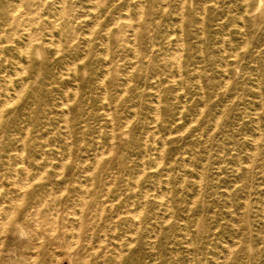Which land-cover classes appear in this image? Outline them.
I'll list each match as a JSON object with an SVG mask.
<instances>
[{
    "label": "rangeland",
    "instance_id": "1",
    "mask_svg": "<svg viewBox=\"0 0 264 264\" xmlns=\"http://www.w3.org/2000/svg\"><path fill=\"white\" fill-rule=\"evenodd\" d=\"M0 108V264H264V0H0Z\"/></svg>",
    "mask_w": 264,
    "mask_h": 264
},
{
    "label": "bare ground",
    "instance_id": "2",
    "mask_svg": "<svg viewBox=\"0 0 264 264\" xmlns=\"http://www.w3.org/2000/svg\"><path fill=\"white\" fill-rule=\"evenodd\" d=\"M16 10H17V9H16ZM17 11H18V10H17ZM181 12H182V11H181ZM140 15H141V14H140ZM134 35H135V34H134ZM29 42H30V41H29ZM30 43H31V42H30ZM31 45H32V44H31ZM153 49H154V48H153ZM175 55H177V54H175ZM174 59H175V58H174ZM74 65H75V64H74ZM104 78H105V77H104ZM125 90H126V88H125ZM157 101H158V100H157ZM6 103H7V102H6ZM61 103H62V102H61ZM63 105H64V104H63ZM63 105H62V106H63ZM115 105H116V104H115ZM4 106H5V105H4ZM6 107H7V106H6ZM63 107H64V106H63ZM63 107H62V108H63ZM60 108H61V107H60ZM155 108H156V107H155ZM0 109H1V108H0ZM66 110H67V109H66ZM108 115H109V114H108ZM179 115H180V114H179ZM135 116H136V115H135ZM180 116H181V115H180ZM108 118H110V117H108ZM156 120H157V119H156ZM127 123H128V122H127ZM128 124H129V123H128ZM111 127H112V126H111ZM127 127H128V126H127ZM155 127H156V126H155ZM27 129H28V128H27ZM124 129H125V128H124ZM112 132H113V131H112ZM111 134H112V133H111ZM146 138H148V136H147ZM23 143H24V142H23ZM164 143H165V142H164ZM22 152H23V151H22ZM24 152H25V151H24ZM20 153H21V152H20ZM109 154H110V153H109ZM101 157H102V156H101ZM20 158H22V157H20ZM22 159H23V158H22ZM42 159H43V158H42ZM100 160H101V159H100ZM16 167H17V166H16ZM24 167H25V166H24ZM62 170H63V169H62ZM15 173H16V171H15ZM26 174H27V173H26ZM43 174H44V173H43ZM27 175H28V174H27ZM27 175H25V176H27ZM15 176H16V175H15ZM27 177H29V176H27ZM40 177H41V175H40ZM138 177H139V176H138ZM24 179H25V178H24ZM27 180H28V179H27ZM32 180H33V179H32ZM32 180H31V181H32ZM136 181H138V180H136ZM35 182H36V181H35ZM28 183H29V182H28ZM136 183H137V182H136ZM22 184H24V183H22ZM30 185H31V183H30ZM30 185L27 184L26 186L29 187ZM20 187H21V186H19V189H20ZM23 187H25V186H23ZM28 187H27V188H28ZM84 187H85V186H84ZM85 188H86V187H85ZM24 190H25V189H24ZM107 190H108V189H107ZM17 191H18V190H17ZM80 191H81V190H80ZM25 192H26V191H25ZM61 192H62V191H61ZM107 192H108V191H107ZM21 193H23V192L21 191ZM18 194H19V193H18ZM18 194H17V195H18ZM49 194H50V193H49ZM17 195H15V196L17 197ZM19 195H20V194H19ZM24 196H25V195H24ZM24 196H23V197H24ZM82 196H84V195H82ZM13 197H14V196H13ZM19 197H20V196H19ZM54 197H55V196H54ZM60 197H61V196H60ZM24 198H25V197H24ZM48 198H49V197H48ZM12 199H13V198H12ZM12 199H10V200L13 201ZM14 199H15V198H14ZM21 199H22V197L20 198V201H21ZM16 200H17V198H16ZM39 201H40V200H39ZM39 201H38V202H39ZM42 201H44V200H42ZM42 201H41V202H42ZM78 201H79V200H78ZM17 202H18V201H17ZM72 202H73V201H72ZM19 203H20V202H19ZM21 203H22V202H21ZM21 203H20V204H21ZM36 203H37V202H36ZM53 203H54V202H53ZM83 203H85V202H83ZM10 204H11V203H10ZM10 204H9V205H10ZM13 204H14V202H13ZM16 204H18V203H16ZM16 204H15V205H16ZM39 204H40V203H39ZM46 204H47V203H46ZM43 205H44V204H43ZM34 206H35V205H34ZM36 206H37V205H36ZM40 206H41V205H40ZM51 206H52V205H51ZM83 206H84V205H83ZM41 207H42V206H41ZM103 207H104V206H103ZM167 207H168V206H167ZM16 208H18V207L16 206ZM32 208H33V207H32ZM33 209L35 210L36 208H33ZM46 209H47V208H46ZM13 210H14V209H13ZM65 210H66V209H65ZM73 210H74V209H73ZM36 211H37V210H36ZM30 212H31V211H30ZM6 213H7V212H6ZM34 213H35V212H34ZM79 213H80V212H79ZM12 214H13V213H12ZM52 214H53V213H52ZM54 214H55V213H54ZM100 214H101V213H100ZM34 215H35V214H34ZM49 215H50V213H49ZM56 215H57V213H56ZM56 215H55V216H56ZM61 215H64V214H61ZM5 216H6V215H5ZM5 216H4V217H5ZM32 216H33V215H32ZM35 216H37V214H36ZM38 216H39V215H38ZM50 216H51V215H50ZM50 216H48V218H49ZM52 216H53V215H52ZM65 216H66V215H65ZM119 216H120V215H119ZM63 217H64V216H63ZM69 217H70V216H69ZM37 218H38V217H37ZM44 218H45V217H44ZM51 218L54 219L53 217H51ZM7 219H8V217H7ZM7 219H6V220H7ZM52 219H51V220H52ZM55 219H56V218H55ZM65 219H67V217H65ZM99 219H100V218H99ZM10 220H11V218H10ZM32 220H33V219H32ZM32 220H31V221H32ZM48 220H49V219H48ZM62 220H63V219H62ZM79 220H80V219H79ZM2 221H3V220H2ZM52 221H53V220H52ZM71 221H72V220H71ZM71 221H70V222H71ZM4 222H5V221H4ZM7 222H9V219L7 220ZM7 222H6V223H7ZM42 222H43V221H42ZM37 223H39V222H37ZM56 223H57V222H56ZM4 224H5V223H4ZM8 224H9V223H8ZM8 224H7V225H8ZM64 224H65V223H64ZM64 224H63V225H64ZM67 224H68V223H67ZM75 224H76V223H75ZM34 225H36V224H34ZM56 225H57V224H56ZM68 225H69V224H68ZM65 226H66V225H64V227H65ZM72 226H73V225H72ZM72 226H71V228H72ZM1 227H2V226H1ZM36 227H37V226H36ZM49 227H50V228H53L52 225H49ZM3 228H4V227H3ZM55 228H56V227H55ZM65 228H66V227H65ZM76 228H77V227H76ZM76 228H75V229H76ZM1 229H2V228H1ZM5 229H6V227H5ZM5 229H4V230H5ZM56 229H57V228H56ZM63 229H64V228H63ZM67 229H68V228H67ZM69 229H70V228H69ZM20 230H21V229H20ZM64 230H65V229H64ZM76 231H77V230H75V233H76ZM78 231H79V230H78ZM2 232H3V231H2ZM39 232H40V228H39ZM66 232H67V230H66ZM82 232H83V231H82ZM0 233H1V232H0ZM46 233H47V232H46ZM55 233H56V232H55ZM50 234H51V233H50ZM52 234H53V233H52ZM21 235H22V234H21ZM35 235H36V231H35ZM82 235H83V234H82ZM42 236H43V235H42ZM49 236H50V235H49ZM71 236H72V235H71ZM83 236H84V235H83ZM62 237H63V236H62ZM64 237H65V236H64ZM37 238H38V237H37ZM61 240H62V238H61ZM77 240H78V239H77ZM82 240H84V239H82ZM82 240H81V241H82ZM63 243H64V242H63ZM63 243H62V244H63ZM100 246H101V245H100ZM61 247H62V246H61ZM99 248H100V247H99ZM105 249H106V248H105ZM114 249H115V248H114ZM71 250H72V249H71ZM95 252H96V251H95ZM33 255H34V253H33ZM36 255H37V254H36Z\"/></svg>",
    "mask_w": 264,
    "mask_h": 264
}]
</instances>
